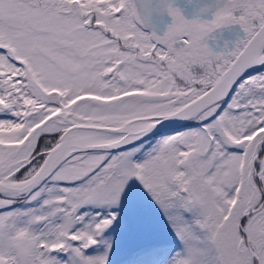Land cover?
<instances>
[{
	"label": "snow or ice",
	"instance_id": "obj_1",
	"mask_svg": "<svg viewBox=\"0 0 264 264\" xmlns=\"http://www.w3.org/2000/svg\"><path fill=\"white\" fill-rule=\"evenodd\" d=\"M0 264H264V0H0Z\"/></svg>",
	"mask_w": 264,
	"mask_h": 264
}]
</instances>
